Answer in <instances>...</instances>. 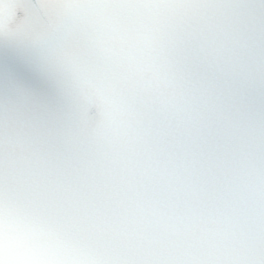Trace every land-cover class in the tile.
Segmentation results:
<instances>
[{"label":"snow or ice","instance_id":"6c2138e0","mask_svg":"<svg viewBox=\"0 0 264 264\" xmlns=\"http://www.w3.org/2000/svg\"><path fill=\"white\" fill-rule=\"evenodd\" d=\"M0 264H264V0H0Z\"/></svg>","mask_w":264,"mask_h":264}]
</instances>
